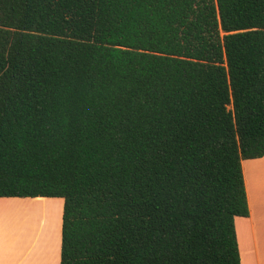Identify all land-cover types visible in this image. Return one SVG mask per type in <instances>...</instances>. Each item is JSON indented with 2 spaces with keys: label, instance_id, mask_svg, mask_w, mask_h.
I'll return each mask as SVG.
<instances>
[{
  "label": "trees",
  "instance_id": "1",
  "mask_svg": "<svg viewBox=\"0 0 264 264\" xmlns=\"http://www.w3.org/2000/svg\"><path fill=\"white\" fill-rule=\"evenodd\" d=\"M264 155V0H0V197H61L60 264H240Z\"/></svg>",
  "mask_w": 264,
  "mask_h": 264
},
{
  "label": "crops",
  "instance_id": "2",
  "mask_svg": "<svg viewBox=\"0 0 264 264\" xmlns=\"http://www.w3.org/2000/svg\"><path fill=\"white\" fill-rule=\"evenodd\" d=\"M241 167L249 214L235 217L234 220L240 264H264V155L243 159ZM51 198L61 197H0V207H11L8 204L26 206L39 201L45 204L44 201H50ZM60 216L62 222V212ZM14 231L8 234L0 232V264H60L61 226L56 230L54 250L52 243L55 230H46L45 242L39 241L36 236L25 242L22 237L23 240L17 242V232Z\"/></svg>",
  "mask_w": 264,
  "mask_h": 264
},
{
  "label": "rangeland",
  "instance_id": "3",
  "mask_svg": "<svg viewBox=\"0 0 264 264\" xmlns=\"http://www.w3.org/2000/svg\"><path fill=\"white\" fill-rule=\"evenodd\" d=\"M40 202V201H39ZM34 202L26 206L8 204L11 207H0V232L8 234L10 231L17 232V242L32 240L35 236L39 241H46L44 235L46 230L53 235L52 250L54 241H57L56 230L61 226L62 205L61 198H51L44 203ZM60 204L61 207H60ZM2 233L0 236L2 237Z\"/></svg>",
  "mask_w": 264,
  "mask_h": 264
}]
</instances>
